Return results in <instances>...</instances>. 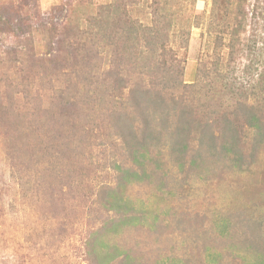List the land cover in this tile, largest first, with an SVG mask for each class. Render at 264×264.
<instances>
[{
  "label": "rangeland",
  "instance_id": "374dc122",
  "mask_svg": "<svg viewBox=\"0 0 264 264\" xmlns=\"http://www.w3.org/2000/svg\"><path fill=\"white\" fill-rule=\"evenodd\" d=\"M263 7L264 0H0V264H97L89 244L112 216L101 197L116 184L115 161L127 159L106 141V96H83L72 113L58 107L54 98L72 76L53 61L86 45L101 73L117 52L136 51L142 61L121 65L133 81L150 71L147 38L160 28L166 49H186L182 80L192 84L217 52L232 60L224 43L233 38L218 40L219 29L241 21L236 40L249 42L262 29ZM239 47L231 62L247 71L254 57ZM72 61L62 60L71 72ZM248 162L246 171L211 157L186 159L182 171L169 162L161 189L157 171L124 189L140 221L102 237L141 264L254 263L264 254V144Z\"/></svg>",
  "mask_w": 264,
  "mask_h": 264
},
{
  "label": "trees",
  "instance_id": "16d2710c",
  "mask_svg": "<svg viewBox=\"0 0 264 264\" xmlns=\"http://www.w3.org/2000/svg\"><path fill=\"white\" fill-rule=\"evenodd\" d=\"M211 17L215 18L213 12ZM239 22L238 29L230 31L224 24L217 36L222 42L223 36L233 38L224 43L231 49L232 60L235 44L240 45L238 52L249 49L254 58L247 71L217 52V62H211L210 66L200 64L197 80L192 84H185L182 80L186 49L181 54L166 49L163 42L166 34L160 28L147 38L148 47L152 46L143 61L149 63L151 78L148 80L145 79L146 73L145 77L139 76L132 81L127 66L126 69L121 67L125 61L129 67L133 59L141 60L132 57L136 51L117 52L101 73L94 68L95 51L86 45H77L60 61H53L61 76H72V82L68 81L54 98L58 107L72 113L77 107V99L83 96L94 97L102 103L107 97L103 109L110 118L109 126L113 131L106 135V141L115 154L127 157L115 161L116 184L113 187L106 185L102 194V207L112 216L102 225L100 232L93 235L88 248L92 261L97 264H112L116 260L118 264H141L139 258L119 249L117 242L110 244L109 235L102 237L104 230H119L120 226L137 223L142 218L138 217L133 202L124 198V189L128 185L145 177L151 179V172L157 171L155 181L159 182L161 189L165 185L166 165L175 163L182 171L186 159L195 165L202 163L205 157H211L225 164L228 170L246 171L251 166L248 159L257 155L264 144V21L261 31L242 44L239 38L236 40L242 31ZM101 30L104 32L105 28L102 26ZM158 42L159 49H156L153 46ZM69 58L73 60L72 72L62 62ZM250 98L251 103L248 102ZM211 101L215 102L216 112L211 110ZM100 144L105 146L104 142ZM249 262L242 257V264H264V254H258L254 263Z\"/></svg>",
  "mask_w": 264,
  "mask_h": 264
}]
</instances>
